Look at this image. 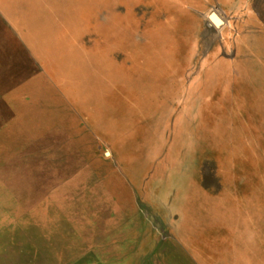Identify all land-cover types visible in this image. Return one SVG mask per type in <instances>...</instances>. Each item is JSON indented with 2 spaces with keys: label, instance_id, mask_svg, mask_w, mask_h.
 I'll return each mask as SVG.
<instances>
[{
  "label": "rangeland",
  "instance_id": "374dc122",
  "mask_svg": "<svg viewBox=\"0 0 264 264\" xmlns=\"http://www.w3.org/2000/svg\"><path fill=\"white\" fill-rule=\"evenodd\" d=\"M26 3L34 53L0 14V264H264V0Z\"/></svg>",
  "mask_w": 264,
  "mask_h": 264
},
{
  "label": "bare ground",
  "instance_id": "6f19581e",
  "mask_svg": "<svg viewBox=\"0 0 264 264\" xmlns=\"http://www.w3.org/2000/svg\"><path fill=\"white\" fill-rule=\"evenodd\" d=\"M41 7H35L34 10L37 12L38 11L40 12L38 8L43 10V8ZM16 10H18L19 13H22L21 7H16ZM38 18L39 17L35 16L34 14L29 17L32 28H30L31 30L29 33L26 34V36H29L30 39L38 45L43 44L45 46V52H47V54L52 53L54 48H52L50 44H53V39L51 36L53 34V30L50 27H47L42 32H40L39 24L41 22V19H38ZM44 23L46 24L47 22H44ZM47 44H49L48 47H47Z\"/></svg>",
  "mask_w": 264,
  "mask_h": 264
},
{
  "label": "crops",
  "instance_id": "0c3cea01",
  "mask_svg": "<svg viewBox=\"0 0 264 264\" xmlns=\"http://www.w3.org/2000/svg\"><path fill=\"white\" fill-rule=\"evenodd\" d=\"M2 1H3V3H2ZM2 1L0 0V5H1L0 6V14L7 20L8 24H10L12 26L13 30L16 31V36H19L21 39H23V41L26 43L29 51L31 53H34L31 50L25 35L16 26L17 19H15V22H14V18H13V15L15 16L16 7H21L22 11H27L26 9H28L31 4L26 3V4L22 5L21 2L24 3V0L23 1L21 0V2L16 3L15 5H10V0H7L6 4H4V0H2ZM35 55H37V54H35Z\"/></svg>",
  "mask_w": 264,
  "mask_h": 264
}]
</instances>
